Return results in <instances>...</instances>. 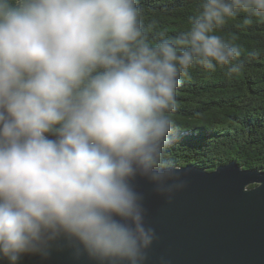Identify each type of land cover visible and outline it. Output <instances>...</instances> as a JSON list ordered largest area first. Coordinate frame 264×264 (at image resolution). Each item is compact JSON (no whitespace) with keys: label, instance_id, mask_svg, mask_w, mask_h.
Wrapping results in <instances>:
<instances>
[{"label":"clouds","instance_id":"1","mask_svg":"<svg viewBox=\"0 0 264 264\" xmlns=\"http://www.w3.org/2000/svg\"><path fill=\"white\" fill-rule=\"evenodd\" d=\"M140 0H0V264L70 251L146 264L158 239L140 182L170 200L182 77L243 68L230 21L264 0H199L185 30L154 34Z\"/></svg>","mask_w":264,"mask_h":264},{"label":"trees","instance_id":"2","mask_svg":"<svg viewBox=\"0 0 264 264\" xmlns=\"http://www.w3.org/2000/svg\"><path fill=\"white\" fill-rule=\"evenodd\" d=\"M199 0H140L142 21L154 34L186 29ZM230 21L220 34L234 35L243 53L239 74L226 67L206 72L196 66L181 78L168 155L176 166L208 171L236 160L245 169L264 171V21L238 27ZM253 186V185H251Z\"/></svg>","mask_w":264,"mask_h":264},{"label":"water","instance_id":"3","mask_svg":"<svg viewBox=\"0 0 264 264\" xmlns=\"http://www.w3.org/2000/svg\"><path fill=\"white\" fill-rule=\"evenodd\" d=\"M186 186L170 200L140 182L158 239L146 264H264V171L236 160L212 171L178 167ZM253 185V186H251ZM22 264H42L26 256ZM43 264H90L54 251Z\"/></svg>","mask_w":264,"mask_h":264}]
</instances>
